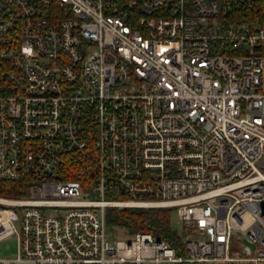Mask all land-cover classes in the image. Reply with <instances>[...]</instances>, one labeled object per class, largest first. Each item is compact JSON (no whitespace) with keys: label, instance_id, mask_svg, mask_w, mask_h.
I'll return each instance as SVG.
<instances>
[{"label":"built area","instance_id":"obj_1","mask_svg":"<svg viewBox=\"0 0 264 264\" xmlns=\"http://www.w3.org/2000/svg\"><path fill=\"white\" fill-rule=\"evenodd\" d=\"M0 180V264H264V0H0Z\"/></svg>","mask_w":264,"mask_h":264},{"label":"trees","instance_id":"obj_2","mask_svg":"<svg viewBox=\"0 0 264 264\" xmlns=\"http://www.w3.org/2000/svg\"><path fill=\"white\" fill-rule=\"evenodd\" d=\"M24 189V181L0 180V195L2 196H19L24 192ZM105 219L107 231L110 234L117 228H122L125 233L147 231L166 240L176 250L177 254H184L182 232L179 233L171 225L170 207H108L105 212ZM181 264L193 263L183 262Z\"/></svg>","mask_w":264,"mask_h":264},{"label":"rangeland","instance_id":"obj_3","mask_svg":"<svg viewBox=\"0 0 264 264\" xmlns=\"http://www.w3.org/2000/svg\"><path fill=\"white\" fill-rule=\"evenodd\" d=\"M128 207V206H126ZM171 225L174 229H176L179 233H181V227L177 218V212L175 208L171 209ZM111 236L115 238H120L125 236V230L122 228L115 229ZM16 253V238L14 234L5 236L0 240V256H7V257H13ZM144 264H152L149 262H146Z\"/></svg>","mask_w":264,"mask_h":264}]
</instances>
